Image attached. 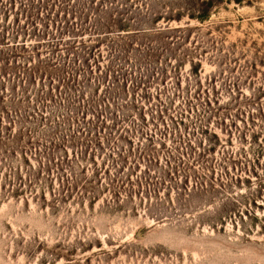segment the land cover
<instances>
[{"label":"rangeland","instance_id":"374dc122","mask_svg":"<svg viewBox=\"0 0 264 264\" xmlns=\"http://www.w3.org/2000/svg\"><path fill=\"white\" fill-rule=\"evenodd\" d=\"M189 2L0 0V264H264V0Z\"/></svg>","mask_w":264,"mask_h":264},{"label":"trees","instance_id":"16d2710c","mask_svg":"<svg viewBox=\"0 0 264 264\" xmlns=\"http://www.w3.org/2000/svg\"><path fill=\"white\" fill-rule=\"evenodd\" d=\"M191 1V2H189ZM221 1V0H188L189 2V9L190 12L188 13L190 17H194V18H198L200 20H205V19H208L211 15V11L213 9V7H215L218 2ZM239 2H241L242 0H238ZM161 16V15H159ZM160 17H157L155 19H158ZM181 16L179 15L178 16V19H180ZM120 19V25L116 23V27L117 28H120L118 30H125L124 28H129L130 25H128L129 21H127V18L126 19H121V18H118L117 20ZM124 22H127V23H124ZM149 28L150 27H145V28H141V29H138L139 31L138 32H150L149 31ZM176 29V28H175ZM160 30V29H159ZM159 30H155V31H159ZM16 36H14L15 38ZM27 43L26 42H18L16 43V46L13 48V50L11 49V52H12V56H14L15 58L16 57H20V56H25V58H28L29 56L31 57L30 54L31 51L33 50V48H29L27 47L26 45ZM36 50V49H34ZM3 123V119H2V116H1V113H0V125H2ZM3 132V130H2ZM2 132H0V154L1 153H8L11 152L12 153V149L14 147L15 149V145L11 146L10 144L11 143H16V148H18V143H17V140H22V134H21V137L19 138V136L16 137V135H14L12 132H8V131H4V135L2 134ZM8 146H10V148H7Z\"/></svg>","mask_w":264,"mask_h":264}]
</instances>
